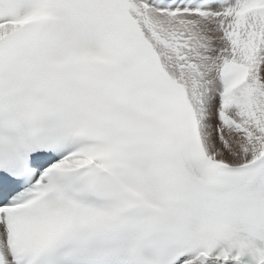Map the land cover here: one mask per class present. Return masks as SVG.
Returning <instances> with one entry per match:
<instances>
[{
  "label": "snow or ice",
  "instance_id": "snow-or-ice-1",
  "mask_svg": "<svg viewBox=\"0 0 264 264\" xmlns=\"http://www.w3.org/2000/svg\"><path fill=\"white\" fill-rule=\"evenodd\" d=\"M0 264H264V0H0Z\"/></svg>",
  "mask_w": 264,
  "mask_h": 264
}]
</instances>
